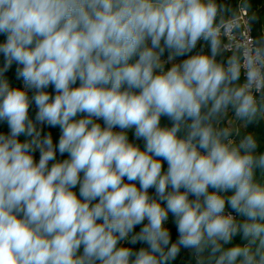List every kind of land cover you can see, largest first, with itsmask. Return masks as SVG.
Returning a JSON list of instances; mask_svg holds the SVG:
<instances>
[{
    "label": "clouds",
    "instance_id": "9594fccd",
    "mask_svg": "<svg viewBox=\"0 0 264 264\" xmlns=\"http://www.w3.org/2000/svg\"><path fill=\"white\" fill-rule=\"evenodd\" d=\"M219 13L216 0H0V264H171L181 248L264 264V150L228 129L230 108L260 111L264 48L239 83V58L217 60Z\"/></svg>",
    "mask_w": 264,
    "mask_h": 264
},
{
    "label": "trees",
    "instance_id": "16d2710c",
    "mask_svg": "<svg viewBox=\"0 0 264 264\" xmlns=\"http://www.w3.org/2000/svg\"><path fill=\"white\" fill-rule=\"evenodd\" d=\"M217 4L220 6V13L217 17V23L219 24L221 20H225L228 18L230 15L235 13L236 9V2L237 0H216ZM245 6L249 10V14L251 15V25L253 28V34L255 36V39L258 41V43L261 45V48H264L263 43L259 39V32L257 31V19H255V15L258 16L261 12L264 11V8L260 11L259 7L261 4L264 2V0H243ZM3 37L0 36V40H2ZM194 52H209L208 45L201 41L197 44L196 49L193 50ZM234 54L226 52L223 48L221 49L220 54L217 56L218 62H226L231 56ZM162 57H168V54L165 53L164 56ZM4 60L3 57L0 56V67L3 66ZM15 68L16 65H13L6 73L5 77L9 80V83L11 86H18V87H23V81L20 79H17L16 74H15ZM79 82H77L78 86ZM48 91L54 96L55 93L53 89L50 87ZM29 96L31 97L34 93L32 91H29ZM258 106L260 108V111L257 114V117L255 120L249 122L247 120L240 119V134L237 136V139L235 143H239L240 140L247 136V135H253L254 138L257 141V152L259 153L260 151L264 150V88L261 90V99L257 102ZM37 109L35 105H31L29 109V116L30 118H35V113ZM227 113V111L224 113V115ZM161 123L162 125H167L170 126V121L162 117L161 118ZM225 118L222 116L220 119H217L215 122V126L218 128H226L225 127ZM101 124L103 122L101 121ZM0 130H6V124L0 123ZM43 130L45 133L48 131H51L54 137V141L58 140L59 137V129L54 128V129H49L47 126L43 127ZM118 130V129H117ZM130 141L137 143L143 148L144 146V141L143 140H136L133 134V131H129L128 133ZM65 156H60L59 153L57 154L58 159H64L66 158ZM38 158V153L36 154V159ZM166 163H165V168H166ZM255 179L258 183L261 184V186H264V169H256L255 170ZM78 192V188L76 189ZM150 195H155L154 190L150 189L149 190ZM228 210H231L230 208H227ZM238 219H243L240 217H237ZM169 227L171 229V234H172V240L175 241L177 239V233L175 230V226L171 224V222H168ZM138 231V229H137ZM232 244H247V241L242 238V234H238L236 237L233 238ZM131 246L134 250H138L139 247L142 245L137 244V245H129ZM255 247V246H253ZM218 255V254H217ZM215 264V257H212L208 255V253H205L202 258H197L194 253L190 252L187 249L181 248V251L177 255V257L171 262V264Z\"/></svg>",
    "mask_w": 264,
    "mask_h": 264
},
{
    "label": "built area",
    "instance_id": "2783aa9c",
    "mask_svg": "<svg viewBox=\"0 0 264 264\" xmlns=\"http://www.w3.org/2000/svg\"><path fill=\"white\" fill-rule=\"evenodd\" d=\"M221 47L228 53L237 56L241 63V77L239 83L245 80L246 61L249 54H254L261 45L255 39L251 25V15L243 0H237L235 13L224 20L220 26ZM261 90L253 88L257 102L261 99ZM228 129L231 139L236 141L240 132V118L236 117L234 109H229ZM231 211L226 209V212ZM235 215V213H233Z\"/></svg>",
    "mask_w": 264,
    "mask_h": 264
},
{
    "label": "crops",
    "instance_id": "0c3cea01",
    "mask_svg": "<svg viewBox=\"0 0 264 264\" xmlns=\"http://www.w3.org/2000/svg\"><path fill=\"white\" fill-rule=\"evenodd\" d=\"M255 19H257V31L259 32V39L264 45V11L261 12L258 16L255 15ZM223 114L218 119H220Z\"/></svg>",
    "mask_w": 264,
    "mask_h": 264
},
{
    "label": "rangeland",
    "instance_id": "374dc122",
    "mask_svg": "<svg viewBox=\"0 0 264 264\" xmlns=\"http://www.w3.org/2000/svg\"><path fill=\"white\" fill-rule=\"evenodd\" d=\"M161 60H162V62H163L164 65H165V70H167V67H168L169 64H170L169 58H168V57H161ZM37 160H38V158H37Z\"/></svg>",
    "mask_w": 264,
    "mask_h": 264
},
{
    "label": "water",
    "instance_id": "95a60500",
    "mask_svg": "<svg viewBox=\"0 0 264 264\" xmlns=\"http://www.w3.org/2000/svg\"><path fill=\"white\" fill-rule=\"evenodd\" d=\"M264 8V2L261 4V6L259 7V10L261 11Z\"/></svg>",
    "mask_w": 264,
    "mask_h": 264
}]
</instances>
